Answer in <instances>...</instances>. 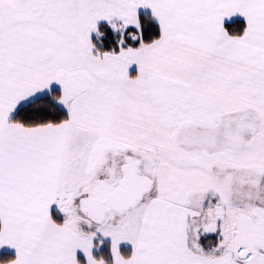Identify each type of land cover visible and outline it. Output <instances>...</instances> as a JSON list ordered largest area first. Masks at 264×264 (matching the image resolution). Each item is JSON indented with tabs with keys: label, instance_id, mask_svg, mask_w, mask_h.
I'll return each mask as SVG.
<instances>
[{
	"label": "snow or ice",
	"instance_id": "snow-or-ice-1",
	"mask_svg": "<svg viewBox=\"0 0 264 264\" xmlns=\"http://www.w3.org/2000/svg\"><path fill=\"white\" fill-rule=\"evenodd\" d=\"M0 264H264V0H0Z\"/></svg>",
	"mask_w": 264,
	"mask_h": 264
}]
</instances>
